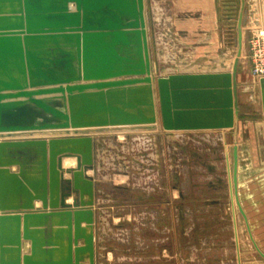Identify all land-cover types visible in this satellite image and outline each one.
Returning <instances> with one entry per match:
<instances>
[{"label": "water", "instance_id": "water-1", "mask_svg": "<svg viewBox=\"0 0 264 264\" xmlns=\"http://www.w3.org/2000/svg\"><path fill=\"white\" fill-rule=\"evenodd\" d=\"M243 9L231 71L161 75L145 0H0V264H94L95 136L236 125Z\"/></svg>", "mask_w": 264, "mask_h": 264}, {"label": "rangeland", "instance_id": "rangeland-1", "mask_svg": "<svg viewBox=\"0 0 264 264\" xmlns=\"http://www.w3.org/2000/svg\"><path fill=\"white\" fill-rule=\"evenodd\" d=\"M155 1V30L160 37L158 50L162 52L160 56L152 53L151 59L155 72L164 74L171 71L172 61L182 56L174 51L172 39V20L179 7L175 0ZM239 4V0H233L232 8L218 15L215 51L208 57L210 68H217L216 63L221 61L225 67H232L238 49ZM241 27L237 67L241 111L235 129H230L225 139L222 131L208 135L196 132L185 134L181 144L158 135L156 131L163 130L161 126L151 131L133 130L144 131L141 136L149 146L146 151L139 149V153L132 150L137 134L127 135L133 131L95 136L91 169L94 202H98V225L104 229L106 246L131 249L127 240L150 239L156 244L151 247L155 254L157 244L161 248L164 245L163 264L264 263L238 209L232 182L231 145L236 140L244 147L237 172L238 200L250 234L264 252V110L258 77L251 72L248 46L257 28L247 29L244 24ZM166 44L172 46V51ZM65 161L67 166L74 164L72 159Z\"/></svg>", "mask_w": 264, "mask_h": 264}, {"label": "crops", "instance_id": "crops-1", "mask_svg": "<svg viewBox=\"0 0 264 264\" xmlns=\"http://www.w3.org/2000/svg\"><path fill=\"white\" fill-rule=\"evenodd\" d=\"M178 3V12L175 14L173 18V33L172 39L174 40V48L176 53H181L182 56L180 59L175 58L171 64V71L161 75H168L172 73L177 74H202V73H211V72H229L231 69L225 67V62L221 61L217 64V68H210L208 66V57L210 54L214 53V41L218 38L217 33V23L220 15V12H226V9L232 8L231 4H233V0H175ZM241 5V0H239ZM146 6V18L148 22V36H149V44H150V54L161 55V50H158V46L160 45V37L156 33L155 24L157 23V18L154 12V8L156 7L155 0H145ZM196 15V16H195ZM228 17V16H227ZM242 24L249 28H258L264 27V0H244V9L242 14ZM159 44V45H158ZM211 48L205 47V45ZM166 48L170 49L172 46L170 44H166ZM153 50V51H152ZM172 51V49L168 50ZM202 55V56H201ZM178 56V54L176 55ZM197 56V57H194ZM213 63H215L213 61ZM239 63V62H238ZM238 67V66H237ZM232 68V67H231ZM239 71L236 73V82L237 86L239 83ZM237 103H238V116L241 111L240 106V96H238L237 92ZM235 129V126L232 127ZM232 128H224V129H200V130H173L171 132H166L164 130H158L156 133L158 135H164V140L174 139L176 142L181 143L183 141V137L185 134L196 133V132H205L207 135L210 133H217L222 131L223 139H225V135L229 134V130ZM145 132L133 131L128 134H137L133 138L132 150L140 153V150L146 151L149 149V146L146 145V140L143 135ZM234 138L236 137L235 130ZM240 136V131L237 132ZM264 135V132H262ZM115 140V138L113 137ZM163 139V138H162ZM120 145H122L121 140H117ZM137 141V142H136ZM138 146L134 148V146ZM123 146V145H122ZM121 146V147H122ZM227 147V145H225ZM236 146L237 149V172H239L240 168V158L243 154L244 147L241 148L242 144L236 143L228 145V151L231 148V155L233 152V147ZM233 157V155H232ZM136 158V157H134ZM141 158V157H140ZM139 162L143 161L141 159H137ZM234 162V161H233ZM68 161H64V165L67 166ZM138 166V164H136ZM94 166V164H93ZM233 166V165H232ZM11 171H17V166H11ZM91 172V173H90ZM88 174L92 176V170L88 171ZM68 176V175H67ZM93 178V177H92ZM94 181V178H93ZM38 205V203H35ZM98 202H94L93 212H94V224H93V232H94V264H163L165 258V249L164 245L157 244V249H155L158 253L155 254L152 252L151 247L155 248L156 244H153L150 239H134L127 240V243L130 244L131 249H124V246H119V248H115L113 246H106L105 241L103 239V231L102 227L98 225V220L101 218L99 209L97 207ZM247 227V226H246ZM41 231L36 234L37 239L44 242L55 241L56 233L58 226H53L50 231L44 233V228L41 227L38 229ZM248 230V229H247ZM250 230V229H249ZM250 235V234H249ZM252 241V240H251ZM255 242V241H254ZM156 243V241H155ZM253 243V242H252ZM257 245V244H256ZM254 246V244H253ZM25 252L29 250V242L26 241L24 243ZM255 248V246H254ZM256 249V248H255ZM155 251V252H156ZM257 251V250H256ZM261 256V255H260ZM87 264V262H85ZM246 264V262H244ZM250 264H264L259 261H251Z\"/></svg>", "mask_w": 264, "mask_h": 264}, {"label": "built area", "instance_id": "built-area-1", "mask_svg": "<svg viewBox=\"0 0 264 264\" xmlns=\"http://www.w3.org/2000/svg\"><path fill=\"white\" fill-rule=\"evenodd\" d=\"M251 72L259 77L264 76V27L253 31L248 40Z\"/></svg>", "mask_w": 264, "mask_h": 264}]
</instances>
